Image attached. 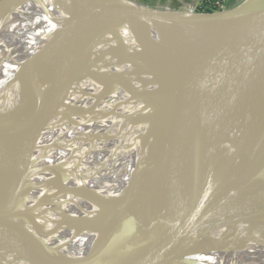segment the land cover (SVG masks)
<instances>
[{
  "label": "bare ground",
  "instance_id": "obj_1",
  "mask_svg": "<svg viewBox=\"0 0 264 264\" xmlns=\"http://www.w3.org/2000/svg\"><path fill=\"white\" fill-rule=\"evenodd\" d=\"M85 18L81 63L67 77L66 91L48 99L38 116L23 157L24 164L33 161L27 191L17 217L2 232L49 254L65 252L60 258L65 264H110L135 222L134 191L128 194L126 220L114 214L127 197L129 165L150 149L148 124L161 123V108L178 101L210 55L189 31L140 35L63 0L15 2L0 9V114L7 111L0 125L11 130L23 125L26 84L39 79L54 59L51 50ZM183 156L184 151L173 161L171 175L162 171L167 182L161 194L171 197L181 185ZM7 182L0 165V207L7 201L6 192L1 194ZM221 191L214 213L223 223L208 222L180 264H264V193L240 173L221 184ZM104 196L116 202L97 215L63 223L67 211ZM25 223L34 232L21 238Z\"/></svg>",
  "mask_w": 264,
  "mask_h": 264
},
{
  "label": "water",
  "instance_id": "obj_2",
  "mask_svg": "<svg viewBox=\"0 0 264 264\" xmlns=\"http://www.w3.org/2000/svg\"><path fill=\"white\" fill-rule=\"evenodd\" d=\"M19 1L23 0H0V9ZM63 1L89 17L140 35L189 31L208 47L210 57L201 72L188 79L172 107L161 108V123L149 122L151 135L145 137L151 139L150 149L137 153L129 165L127 197L114 214L120 222L126 220L128 194L134 191L135 222L110 264H180L205 225L220 220L214 211L223 195L221 184L240 173L255 191L264 193V148L259 147L264 139V0H245L216 11L175 10L132 0ZM85 22L86 18L60 39L50 52L52 63L39 79L26 84L23 125L15 130L0 125V165L8 174L1 192H6L7 201L0 207V264H65L60 259L65 252L46 253L2 230L12 225L27 191L33 161L24 164L23 157L38 116L48 99L63 94L67 77L81 63ZM182 151L184 179L171 197L161 194L159 189L167 182L162 171L171 175L173 161Z\"/></svg>",
  "mask_w": 264,
  "mask_h": 264
},
{
  "label": "rangeland",
  "instance_id": "obj_3",
  "mask_svg": "<svg viewBox=\"0 0 264 264\" xmlns=\"http://www.w3.org/2000/svg\"><path fill=\"white\" fill-rule=\"evenodd\" d=\"M7 111H3L0 114V122H5L6 120V113ZM108 195V194H107ZM106 197V198H104ZM103 199L101 198H96L94 200H91L89 202H87L86 204H83L82 206H80L77 209H73V210H69L64 214L63 217V223H68L74 219L83 217V216H87V215H91L92 213L94 215H97L100 211H102L104 208H106L107 206L113 204L116 202V198L115 197H111V196H104ZM110 197V198H109ZM109 201H108V199ZM114 201V202H113ZM103 207V208H102ZM27 223H25L24 225H21V227L23 228V230H19L18 233L20 235L21 238L23 237H27L29 236L32 232V230H27Z\"/></svg>",
  "mask_w": 264,
  "mask_h": 264
},
{
  "label": "crops",
  "instance_id": "obj_4",
  "mask_svg": "<svg viewBox=\"0 0 264 264\" xmlns=\"http://www.w3.org/2000/svg\"><path fill=\"white\" fill-rule=\"evenodd\" d=\"M143 4H165L169 9L189 11L191 6H197L200 0H132ZM245 0H225L227 8H233L243 3Z\"/></svg>",
  "mask_w": 264,
  "mask_h": 264
},
{
  "label": "built area",
  "instance_id": "obj_5",
  "mask_svg": "<svg viewBox=\"0 0 264 264\" xmlns=\"http://www.w3.org/2000/svg\"><path fill=\"white\" fill-rule=\"evenodd\" d=\"M156 7H163L168 8L165 4H152ZM227 5L225 3V0H211V3L208 5L204 4V0H200L199 4L197 6H191L189 8V11H211L210 9L216 11V10H223L226 9Z\"/></svg>",
  "mask_w": 264,
  "mask_h": 264
},
{
  "label": "trees",
  "instance_id": "obj_6",
  "mask_svg": "<svg viewBox=\"0 0 264 264\" xmlns=\"http://www.w3.org/2000/svg\"><path fill=\"white\" fill-rule=\"evenodd\" d=\"M211 3V0H204V4L205 5H208V4H210ZM211 11H214V10H212V9H210Z\"/></svg>",
  "mask_w": 264,
  "mask_h": 264
}]
</instances>
